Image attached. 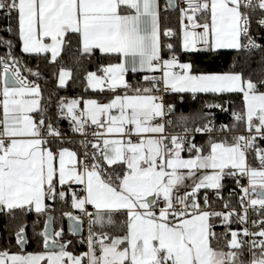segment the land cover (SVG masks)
Returning <instances> with one entry per match:
<instances>
[{
    "label": "snow or ice",
    "instance_id": "snow-or-ice-1",
    "mask_svg": "<svg viewBox=\"0 0 264 264\" xmlns=\"http://www.w3.org/2000/svg\"><path fill=\"white\" fill-rule=\"evenodd\" d=\"M259 41L264 0H0V264H264Z\"/></svg>",
    "mask_w": 264,
    "mask_h": 264
},
{
    "label": "trees",
    "instance_id": "trees-1",
    "mask_svg": "<svg viewBox=\"0 0 264 264\" xmlns=\"http://www.w3.org/2000/svg\"><path fill=\"white\" fill-rule=\"evenodd\" d=\"M0 51H3L0 49ZM19 51V49H17ZM64 55V59L61 61V63L67 67L72 69L73 71V80L69 81L68 86L65 89H59V94L62 96H68V97H75L79 95H86L85 89L82 85V80H83V74L85 71V68L87 70H94V65L89 66L87 62H85L83 65L81 64H76L73 62L71 59L72 53L68 54H62ZM234 53L230 52H225L223 55H221L218 58L214 59V63L211 65L213 68H216L217 70L223 69L227 70V68L230 66L232 62V58L234 57ZM208 58L207 57H200L199 60H204L206 61ZM255 60L260 59V53H256ZM199 62V61H198ZM39 64L40 71L42 72V75L44 78H46L47 83H44V80L41 81L42 86L45 88V96H47L48 92L54 89H58V84L56 83L58 77L57 75H54V73L57 71L58 66H53L51 64H48L46 61L43 60H36L32 59L29 61V66L33 69H36L37 65ZM203 67L204 65L201 64ZM253 67H256L255 64H253ZM74 81V82H73ZM90 94V92L88 93ZM202 99H208L207 97H204ZM225 99H228V97H225ZM231 99L239 103V97L232 96ZM175 103H176V112L177 114H180L181 112L185 114L189 113H194L198 111L201 107L202 100L197 99L193 100L190 94H185L184 96V101L183 103L180 102L179 97L175 98ZM217 117L220 120H230V116L228 114H222V113H217ZM63 127L67 128L68 124L65 121L63 123ZM206 137H201L200 139H205ZM227 184H229L231 187H234V183L232 181H226ZM228 189H226L227 192ZM218 231L220 230L219 228L217 229ZM83 251V249H81Z\"/></svg>",
    "mask_w": 264,
    "mask_h": 264
},
{
    "label": "built area",
    "instance_id": "built-area-1",
    "mask_svg": "<svg viewBox=\"0 0 264 264\" xmlns=\"http://www.w3.org/2000/svg\"><path fill=\"white\" fill-rule=\"evenodd\" d=\"M259 42H261V43H264V41H259ZM219 111L217 110V113H218ZM220 113V112H219ZM224 114H226V113H224ZM227 122H229L228 120H220L218 117H217V119H216V123H217V125H219V124H221V123H227ZM202 136L201 135H197L196 136V139H197V141L199 142V141H201V138ZM246 182V181H245ZM181 195H183V193L182 192H177L176 194H175V198L178 200L179 198H180V196Z\"/></svg>",
    "mask_w": 264,
    "mask_h": 264
}]
</instances>
